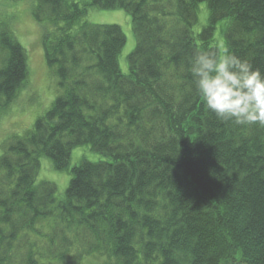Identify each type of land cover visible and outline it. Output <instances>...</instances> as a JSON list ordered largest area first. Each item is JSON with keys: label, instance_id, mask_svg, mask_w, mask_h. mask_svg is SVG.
I'll return each instance as SVG.
<instances>
[{"label": "trees", "instance_id": "1", "mask_svg": "<svg viewBox=\"0 0 264 264\" xmlns=\"http://www.w3.org/2000/svg\"><path fill=\"white\" fill-rule=\"evenodd\" d=\"M88 8L130 17L127 75L122 30L80 24ZM32 17L62 92L2 145L0 264H264V126L217 118L189 72L225 22L223 44L264 73V0H37ZM27 74L0 25V112ZM82 146L104 161L69 170ZM41 157L70 174L62 199L37 183Z\"/></svg>", "mask_w": 264, "mask_h": 264}, {"label": "rangeland", "instance_id": "2", "mask_svg": "<svg viewBox=\"0 0 264 264\" xmlns=\"http://www.w3.org/2000/svg\"><path fill=\"white\" fill-rule=\"evenodd\" d=\"M83 5L87 0H69ZM37 0H0V25L6 26L27 55V78L18 92L17 99L5 111L0 112V155L2 145L12 136L21 137L32 129L35 121L48 112L61 94L59 80L54 69L49 68L44 59L41 39L47 26L37 23L32 17ZM205 4L199 6L198 22L194 32L198 33L207 24ZM90 25H116L125 36V45L119 56V68L123 75L128 74V56L135 49V36L131 20L123 10H99L88 8L80 22ZM225 22L216 26L215 42L224 43L222 31ZM104 158L90 150L88 146L77 147L71 152L69 170L82 162L97 163ZM40 170L37 183H53L57 188V197L62 199L70 181L68 172H58L46 157L39 159Z\"/></svg>", "mask_w": 264, "mask_h": 264}, {"label": "clouds", "instance_id": "3", "mask_svg": "<svg viewBox=\"0 0 264 264\" xmlns=\"http://www.w3.org/2000/svg\"><path fill=\"white\" fill-rule=\"evenodd\" d=\"M217 49L198 52L189 61L204 106L221 120L264 126V73L232 54L222 42Z\"/></svg>", "mask_w": 264, "mask_h": 264}]
</instances>
